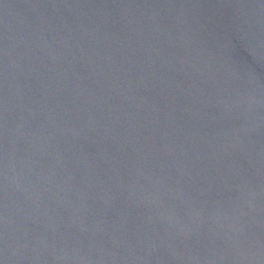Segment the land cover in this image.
Segmentation results:
<instances>
[{
  "label": "water",
  "instance_id": "1",
  "mask_svg": "<svg viewBox=\"0 0 264 264\" xmlns=\"http://www.w3.org/2000/svg\"><path fill=\"white\" fill-rule=\"evenodd\" d=\"M0 264H264V0H0Z\"/></svg>",
  "mask_w": 264,
  "mask_h": 264
}]
</instances>
